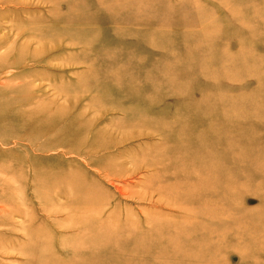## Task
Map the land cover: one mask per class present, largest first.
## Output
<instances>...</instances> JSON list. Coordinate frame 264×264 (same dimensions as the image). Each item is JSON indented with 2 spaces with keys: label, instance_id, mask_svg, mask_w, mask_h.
<instances>
[{
  "label": "rangeland",
  "instance_id": "1",
  "mask_svg": "<svg viewBox=\"0 0 264 264\" xmlns=\"http://www.w3.org/2000/svg\"><path fill=\"white\" fill-rule=\"evenodd\" d=\"M0 264H264V0H0Z\"/></svg>",
  "mask_w": 264,
  "mask_h": 264
},
{
  "label": "bare ground",
  "instance_id": "2",
  "mask_svg": "<svg viewBox=\"0 0 264 264\" xmlns=\"http://www.w3.org/2000/svg\"><path fill=\"white\" fill-rule=\"evenodd\" d=\"M62 110V109H61ZM58 113V112H57ZM60 114V113H59ZM54 123V122H53ZM71 123H72V121H71ZM68 124V123H67ZM20 126V125H19ZM24 126V125H23ZM25 127V126H24ZM14 129V128H13ZM24 133V132H23ZM32 133V132H31ZM27 135V134H26ZM32 137V136H31ZM24 138V137H23ZM26 140H27V138H26ZM29 141H31L30 139H29ZM21 143H23V142H21ZM34 143V142H33ZM38 144V143H37ZM38 146H39V144H38ZM40 147V146H39ZM47 149V148H46ZM49 149V148H48ZM47 149V150H48ZM39 150V149H38ZM40 152V151H39ZM47 152V151H46ZM42 153V152H41Z\"/></svg>",
  "mask_w": 264,
  "mask_h": 264
}]
</instances>
